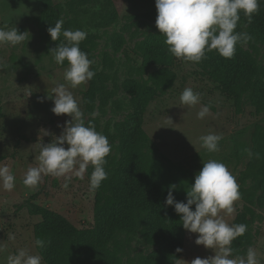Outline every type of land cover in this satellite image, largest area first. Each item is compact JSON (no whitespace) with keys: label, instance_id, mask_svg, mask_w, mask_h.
Segmentation results:
<instances>
[{"label":"rangeland","instance_id":"374dc122","mask_svg":"<svg viewBox=\"0 0 264 264\" xmlns=\"http://www.w3.org/2000/svg\"><path fill=\"white\" fill-rule=\"evenodd\" d=\"M48 15L47 20L41 19L38 0H0V28L29 32V39L19 45H0V63L5 65L0 68V165L9 166L16 177L12 191L0 187V245L4 246L0 264H8V256L21 248L39 254L33 230L40 216L30 211L35 207L59 213L90 235L96 234V228L98 234L104 228V217L95 223V192L89 190L88 180L91 165L85 178L73 176L67 189L62 186L63 177L50 175L44 176L34 190L23 184L26 170L38 166L39 145L53 142L71 119L51 111L53 101L47 97L58 84H64L73 93L84 112L85 124H93L111 144L104 166L107 180L114 181L125 164L138 157L167 161L177 182L188 175L194 178L209 159L223 162L234 176L241 198L234 203L231 216L223 212L221 215L231 224H240L244 216L249 220L243 244H238L237 239L233 241V258L245 256L251 247L257 252L259 264H264V185L252 174L240 179L250 159L245 149L257 151L260 169L264 168V116L251 115L245 105L233 112L228 90L201 75L203 62L159 55L160 65L174 74L170 86L160 89L168 74L160 66L146 67L142 58L133 53L138 43L158 30L155 0H52ZM240 15L235 31L246 32L252 39L238 43L236 50L251 54L256 66L251 79L264 86V40ZM53 19H62L64 29L86 31L93 40L90 68L95 72L97 91L90 111L86 110L90 81L72 89L64 80L68 65L56 64L47 49V29ZM219 57L226 68L232 67L234 57ZM188 87L200 94L195 106L180 103V95ZM142 89L154 92L149 94L142 123L133 138L126 120L134 110L132 97L136 93L141 95ZM29 91L32 92L27 96ZM203 105H208L210 112L198 119L197 112ZM93 112L99 114L93 117ZM208 133L223 135L218 152L209 153L201 147L199 138ZM248 208L253 209V216L247 214ZM145 224V217L130 216L118 229L104 234L98 246L86 248L85 263L149 264L155 246L146 240ZM10 234L15 239L10 240ZM197 235L186 230L184 251L176 264H190L196 257L206 258L218 251L197 245ZM41 264H45L43 259Z\"/></svg>","mask_w":264,"mask_h":264},{"label":"clouds","instance_id":"9594fccd","mask_svg":"<svg viewBox=\"0 0 264 264\" xmlns=\"http://www.w3.org/2000/svg\"><path fill=\"white\" fill-rule=\"evenodd\" d=\"M259 4L260 0H155V25L165 36L168 51L177 59L199 63L206 58L207 52L213 50L220 56L231 59L238 43H246L252 39L246 32L235 31L241 19L240 14L243 13L247 22L252 23L253 16L259 12ZM47 31L52 41H61L50 51L56 64L63 65L67 61L64 80L72 89L87 84L95 75L90 68L93 61L80 49V43L87 38L88 33L82 29H64L62 19L48 27ZM28 39L29 32L0 28V45L16 46ZM3 67L5 65L0 63V68ZM47 98L53 101V114H66L71 119L65 122L62 134L55 137L53 142L39 145L38 166L26 170L23 184L34 190L44 176L50 175L63 177L62 186L67 189L73 176L83 180L91 165L93 170L88 177L89 190H97L108 178L104 166L107 164L106 157L111 152V144L93 124H85L84 112L64 84L53 88L52 94ZM38 99L43 102L42 98ZM199 101L200 94L190 87L185 88L180 95L182 105L191 107ZM209 112V106L203 105L197 112V118L203 119ZM98 114L93 112L91 115L95 117ZM199 139L201 147L209 153H215L220 150L219 142L224 137L222 134L208 133ZM245 152L250 157L253 155L250 149H245ZM255 155L258 158L259 154ZM15 181L16 177L9 166L0 165V187L12 191ZM175 188V184L169 185L165 204L173 206L174 211L180 214L185 230L198 234L194 241L197 245L218 249L212 256L192 259L190 264H259L257 252L251 247L245 256L233 258V241L244 235L247 225L231 224L221 215L223 212L231 216L235 212L234 203L241 198L239 186L223 162L216 159L203 162V167L195 174L194 182L187 189L186 202L175 199L172 191ZM8 238L15 239V236L10 234ZM34 244L43 249L46 241L37 238ZM2 251L4 246L0 245V252ZM181 251L183 249L176 248V252ZM41 262V255L31 254L24 248L8 256V264Z\"/></svg>","mask_w":264,"mask_h":264},{"label":"trees","instance_id":"16d2710c","mask_svg":"<svg viewBox=\"0 0 264 264\" xmlns=\"http://www.w3.org/2000/svg\"><path fill=\"white\" fill-rule=\"evenodd\" d=\"M38 2L41 5V19L45 21L50 16L48 13L52 10V0H38ZM241 14L247 22V18L243 13ZM55 21L56 19L51 21V27L55 25ZM249 25L254 27L264 40V0H260L259 12L253 16V21ZM165 39V36L157 30L138 43L133 51L135 55L142 58L146 67L160 66V69L168 74L166 83L160 89L169 87L174 76L172 70H169L167 66H161L157 61L159 55L175 59L168 51ZM60 42L59 40L52 41L49 35L48 51L51 53L50 49ZM80 49L92 60L93 40L91 37H87L80 43ZM219 56L215 50L206 53V58L201 61L204 71L201 75L211 82L218 83L220 87L223 85L224 89L228 90L233 112L245 105L251 115L264 116V86L258 84L257 79H251L254 75L252 72H256L255 61L251 54L237 49L234 58L231 59L232 67L229 68H226L227 66L221 62L222 59ZM237 64L243 68L239 69ZM64 65H67V61ZM96 91L93 77L86 93L87 111L91 109ZM140 91L141 95L136 93L132 97L134 110L126 120L129 134L133 138L142 123V115L148 103L149 94L154 92L146 89ZM255 154L257 151L253 152L246 168L241 172L240 179L243 180L245 175L252 174L262 186L264 185V168L260 169V156L257 158ZM174 177L167 161L144 157L132 158L125 164L114 181L106 179L94 191L96 225L100 217H104V228L99 231V234L96 228L95 235L85 233L84 230L76 227L67 218L53 210L46 207H35L30 211L40 216V221L34 226L33 239L35 241L37 238H42L46 241L43 249L35 246L36 250L45 264H86L87 247L98 246L104 234L118 229V225L126 222L130 216L132 218L145 217V226L148 229L146 240L155 246L149 264H176L184 251L186 230L182 227L180 214L174 211L173 206L165 204V198L169 185L175 184L176 188L172 190L175 199L186 202V192L194 182V178L188 175L184 181L177 182ZM194 207L193 205L192 208ZM247 214L253 216V209L248 208ZM241 223L248 225V218L244 216ZM244 236L245 233L238 237L236 242L243 244ZM177 247L183 251L176 252ZM113 250L116 252L117 247Z\"/></svg>","mask_w":264,"mask_h":264}]
</instances>
